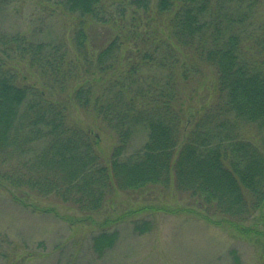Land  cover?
Wrapping results in <instances>:
<instances>
[{"label": "trees", "instance_id": "16d2710c", "mask_svg": "<svg viewBox=\"0 0 264 264\" xmlns=\"http://www.w3.org/2000/svg\"><path fill=\"white\" fill-rule=\"evenodd\" d=\"M12 1L0 0V21ZM259 2L61 0L54 7L74 24L70 47L41 40L39 30L8 34L0 26V180L48 194L83 191L86 197L94 182L103 188L112 179L121 189L171 183L241 228L264 207V48L257 46L264 25H256L253 35L244 27ZM97 23L116 34L94 52L90 31ZM178 46L188 62L195 57L215 71L214 95L195 121L192 113L185 119L181 87L194 79ZM22 66L38 81L30 82ZM49 88H70L75 105L91 108L116 129L120 144L111 173L102 167L97 180L90 174L94 145L69 121L68 103L46 95ZM252 123L258 143L242 135L243 125ZM141 132L143 146L120 161ZM6 157L17 158L8 170ZM52 170L59 175H49Z\"/></svg>", "mask_w": 264, "mask_h": 264}, {"label": "rangeland", "instance_id": "374dc122", "mask_svg": "<svg viewBox=\"0 0 264 264\" xmlns=\"http://www.w3.org/2000/svg\"><path fill=\"white\" fill-rule=\"evenodd\" d=\"M59 1L13 0L0 21L2 31L30 35L39 30L41 40L62 41L70 47L74 24L54 7ZM253 8L252 18L244 26L248 35L258 30L256 25H264V0ZM118 10L111 7L108 11L118 15ZM91 29L94 52L116 34L109 24L97 23ZM257 46L264 48V40H258ZM178 47L194 79L181 87L187 100L185 119L192 113L190 119L195 121L203 113L198 108L214 95L215 71L195 57L188 62V54ZM21 72L30 82L38 81L32 69L22 66ZM46 90L51 99L68 103L69 121L86 132L94 145L90 174L97 180L102 167L111 173L112 156L120 144L116 129L91 108L75 105L70 88ZM256 125L244 124L242 135L258 143ZM144 142L145 132L134 134L118 159L127 160ZM30 155L19 157L18 162ZM16 162L17 158L10 161L6 157L3 169ZM49 175H59V171L52 170ZM92 187V194L86 197L83 191L48 194L0 180V264H264V207L236 229L215 208L171 183L167 187L121 189L112 179L103 188L95 182Z\"/></svg>", "mask_w": 264, "mask_h": 264}]
</instances>
